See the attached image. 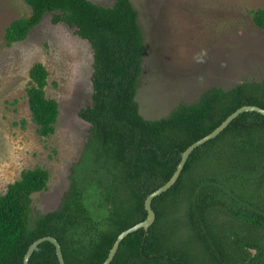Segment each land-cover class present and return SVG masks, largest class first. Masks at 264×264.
<instances>
[{"label": "trees", "instance_id": "trees-1", "mask_svg": "<svg viewBox=\"0 0 264 264\" xmlns=\"http://www.w3.org/2000/svg\"><path fill=\"white\" fill-rule=\"evenodd\" d=\"M30 13L5 28L22 41L50 14L92 50L91 95L80 116L91 124L57 209L32 215V195L49 170H23L0 194V264H24L29 245L55 237L67 264H102L117 235L146 218V197L175 171L181 152L243 105L264 108V78L206 89L197 102L145 119L135 99L144 37L130 0H23ZM264 30V9L250 11ZM25 91L40 136L53 134L59 105L46 94L49 71L33 64ZM94 200L97 211L90 206ZM155 222L122 239L110 264H264V115L244 112L189 156L176 182L155 197ZM254 250V254L251 251ZM30 264H60L40 243Z\"/></svg>", "mask_w": 264, "mask_h": 264}, {"label": "rangeland", "instance_id": "rangeland-1", "mask_svg": "<svg viewBox=\"0 0 264 264\" xmlns=\"http://www.w3.org/2000/svg\"><path fill=\"white\" fill-rule=\"evenodd\" d=\"M130 1L144 37L135 99L145 119L195 103L208 88L264 78V30L250 14L264 9V0ZM29 13L23 0H0V194L23 170L48 169L47 187L32 195L35 217L58 208L81 158L91 128L79 111L90 101L92 50L50 14L24 40L6 45V26ZM37 62L49 71L46 94L59 105L56 128L47 136L36 131L25 91ZM90 206L97 211L94 200Z\"/></svg>", "mask_w": 264, "mask_h": 264}, {"label": "water", "instance_id": "water-1", "mask_svg": "<svg viewBox=\"0 0 264 264\" xmlns=\"http://www.w3.org/2000/svg\"><path fill=\"white\" fill-rule=\"evenodd\" d=\"M244 112H258L262 115H264V108L258 105H243L239 108H237L235 111H232L215 129H213L210 133L205 134L195 142H193L191 145L186 147L181 152V159L179 163L177 164V167L171 177H169L162 185H160L158 188H156L153 192H151L145 199L144 207L147 212L146 218L142 220L141 222H136L133 225L127 227L126 229L122 230L116 237L113 246L111 247L107 258L104 260L102 264H110L118 250L119 244L122 241L124 237H126L129 233L137 230V229H143L144 235L146 236L149 230V227L152 225L153 222H155L156 219V213L152 207V201L155 197L159 196L163 192L167 191L179 178L186 161L188 160L190 154L199 146L207 142L208 140L216 137L218 134H220L228 125L229 123L236 119L240 114ZM48 240V242H51L56 249V254L59 259L60 264H67L61 249V245L58 242V240L53 236L43 235L41 237L36 238L28 247V250L26 252V255L24 257V264H30V258L37 248V246Z\"/></svg>", "mask_w": 264, "mask_h": 264}]
</instances>
